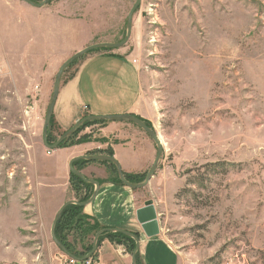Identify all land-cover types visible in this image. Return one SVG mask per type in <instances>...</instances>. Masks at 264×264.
<instances>
[{"label": "rangeland", "instance_id": "obj_1", "mask_svg": "<svg viewBox=\"0 0 264 264\" xmlns=\"http://www.w3.org/2000/svg\"><path fill=\"white\" fill-rule=\"evenodd\" d=\"M60 1L86 12L87 25L80 20L74 26L76 34L87 35L80 50L122 40L135 2L56 0L51 5ZM25 16L35 22L33 14ZM52 21L44 14L40 25ZM133 22L134 35L124 46L134 54L140 72L141 118L163 147L157 180L133 194L154 201L160 234L178 264H264V0H141ZM68 36L56 39V46H26L36 53L44 50L49 59L45 64L53 62L54 67L8 66V75L0 78V264H57L55 257L62 251L50 236V226L69 200L63 187L67 183L71 199L82 195L72 191L69 170L62 183L63 170L50 163L42 143L43 119L62 64L52 54L79 41L72 32ZM118 50L84 54L68 65L60 83L87 54ZM123 122L131 127L126 128V148L141 145L148 156L142 172L125 173L143 181L156 145L140 127ZM101 125L82 126L74 140L84 136L89 142L96 134L92 128ZM62 133L52 122L51 137ZM113 143L123 144L120 139ZM106 149L112 150L109 145ZM101 165L108 171L109 164ZM79 214L83 218L79 224L74 219V229L58 232L62 238L67 234L64 239L78 253L92 247L103 229L83 209ZM82 223H97L101 229L85 234ZM97 243L102 264H130L134 248L107 238Z\"/></svg>", "mask_w": 264, "mask_h": 264}, {"label": "crops", "instance_id": "obj_2", "mask_svg": "<svg viewBox=\"0 0 264 264\" xmlns=\"http://www.w3.org/2000/svg\"><path fill=\"white\" fill-rule=\"evenodd\" d=\"M54 2L56 0L37 8L21 0H0V63L6 64L10 68L14 66L23 70L40 68V66L54 67L53 62H49L50 65L45 64V61L48 62L49 59L42 55L44 50L36 53L30 49L27 50L26 46L29 44L30 48H42V44L46 42L56 46L59 44L55 45L56 39H59L61 35L69 38L68 35L71 32L74 38H78V43L61 53L54 52L52 55L56 57V61L64 62L72 52L82 48L81 45L85 43L87 35L84 34L81 37L76 34L78 26H74L76 23L79 25L80 20L83 21L82 24L87 25L86 12L71 10L70 6L65 7L66 1L51 5ZM48 11L50 12L45 13ZM28 14L35 16L34 23L30 24L28 16H25ZM44 14L53 20L49 25H40V18ZM71 21L75 22L72 27ZM132 35H134V22H132L130 37ZM64 38L62 37V39ZM7 48H12L13 51H9L10 49ZM133 55L126 53V46H123L115 52L89 53L80 60L72 75L59 85L52 115L57 130L64 132L80 118L91 114H134L142 117L144 112L141 102L140 72ZM125 123L123 121L107 122L98 128H92V133L96 132V134L90 137L89 142L51 150L47 158L54 167H60L63 170L62 183L65 184L68 175V162L73 157L97 154L99 150L106 149L108 145L111 146L122 171L140 172L141 164L148 160V156L145 151H142L141 145L139 149H135L134 146L126 148V128L131 129V127L126 126ZM86 131L81 134L87 133ZM102 137H105L106 140H98ZM115 139L122 140L123 144L113 143ZM133 142L136 146L135 138ZM80 172L93 179L105 180L108 177L104 166L94 162L84 165ZM155 180L157 177L153 176L150 183ZM63 190L64 198L67 197L69 200L73 198L67 183ZM132 191L134 190L123 184L105 181L99 185L94 200L83 207V212L93 217L103 228H119L136 232L139 238L137 251L139 264H178L176 253L160 234L157 213L158 234L148 237L143 232L136 219V210L143 205H136L144 196L133 194ZM143 200L146 201V198ZM152 203L156 209L153 200Z\"/></svg>", "mask_w": 264, "mask_h": 264}, {"label": "water", "instance_id": "obj_3", "mask_svg": "<svg viewBox=\"0 0 264 264\" xmlns=\"http://www.w3.org/2000/svg\"><path fill=\"white\" fill-rule=\"evenodd\" d=\"M25 2L26 4H29L34 7H42L46 5L47 3L54 1V0H41L40 2H35L33 0H21ZM141 3V0H135V2L132 4L131 8L129 9L127 16H126V30H125V35L122 40L118 42H99V43H94L91 45H88L84 47L83 49L75 52L71 56H69L62 64L60 65L55 78H54V83H53V89H52V94L49 100V104L47 106L45 116L43 119V128H42V143L43 145L48 149V150H56L59 147V144L61 142H64L70 138V136L75 132L76 129H78L81 125H83L85 122L88 121H127L131 122L138 127H140L142 130L146 132V134L153 140V142L156 145V154L153 159V162L151 166L149 167L148 171L146 172V175L143 179V181L139 183H131L128 180L125 179L124 173L122 171V168L120 166V163L118 160L113 156L109 154H103V153H97V154H85V155H78L73 157L69 162H68V170L71 174L75 175L76 177L80 178L82 181L85 183H90L94 186L93 192L91 196L85 200V201H77L75 199H70L65 201L57 210L51 226H50V236L53 240V242L56 244V246L66 255L70 257H74L72 253H70L65 246L57 239L55 235V226L58 220L61 217V214L63 210L71 204L80 206V207H85L88 204H90L94 198L97 195L98 189H99V183L91 178H87L82 172L74 168L73 163L79 161V160H85L88 162H108L112 165H114L118 178L120 182L126 186L129 189L133 190H138L141 188H144L145 186L148 185L152 177L154 176V173L156 172L158 162L162 156L163 153V147L162 144L154 130L149 128L138 116L134 114H114V115H85L82 118H80L77 122H75L70 128H68L66 131H64L54 143H49L47 138H48V133L50 130V120L53 115V108L54 104L57 99L58 95V90H59V85H60V79L61 75L64 72V70L70 65L73 61H75L77 58L83 56L84 54L93 51L95 49H107V48H121L123 47L128 39L131 36V31H132V22H133V16L136 11V9L139 7ZM136 219L138 223L140 224L143 232L145 233L146 236L151 237L156 234H158L159 229L157 225V218H156V212L152 203V200L148 199L144 201L143 206L138 208L136 210ZM106 232H117L121 233L127 237H130L134 240V249L131 253V264H136V254L138 251V246H139V238L134 232H130L127 230L119 229V228H103L100 231H98L93 239L92 242V247L91 250L85 254L84 258H87L91 256L93 253L96 251V246H97V241L98 238L102 233Z\"/></svg>", "mask_w": 264, "mask_h": 264}, {"label": "trees", "instance_id": "obj_4", "mask_svg": "<svg viewBox=\"0 0 264 264\" xmlns=\"http://www.w3.org/2000/svg\"><path fill=\"white\" fill-rule=\"evenodd\" d=\"M139 118L149 127L148 122L146 120L142 119L141 117H139ZM52 122H53V117H51L50 126H51ZM98 122H101L102 124H104L106 121H88V122H85L83 125H81L79 128H81L82 126H86L88 124H94V123H98ZM79 128L75 130V132L71 135V137L68 140L61 142L59 144V147H67V146H71L74 144L86 142L87 139L84 136L79 137L78 140H76V139L74 140V138L77 137V135L75 136V134L77 133V131H79ZM47 140L49 143H53L56 140V139H53L51 137L50 130L48 133ZM102 153H104V152H102ZM105 153L109 154V155H113V151L111 149H106ZM87 163H88V161L79 160V161L73 163V166L77 170H80ZM99 163L109 164L107 162H99ZM212 165L216 166L215 164H212ZM109 167H110L112 173L113 172L116 173V170L112 164H109ZM124 177L126 180H128L131 183H139V182H141L140 180H142V179H140L139 175H131V174L124 173ZM105 181L114 182L117 184H122L117 176L116 177L112 176L110 179H106V180H98V182L100 184L105 182ZM70 184L72 187V191L76 194V196H79L82 194L81 196L78 197V201H85L90 197L92 190H93V186L91 184L85 183L84 181H82L80 178L76 177L73 174H70ZM82 209H83V207H80V206H77L74 204L68 205L63 210L61 217L55 226V235H56L57 239L62 242V244L65 246V248L70 253L77 255V256H83V255L87 254L91 250V247L87 246L83 252H79V253L75 252L72 250V245L67 240H65L67 238V234H66V236L64 235V238H65L64 239V238H62L63 236L62 237L58 236V234H59L58 232H60V230H63V231L65 230L64 232L67 233L68 230L74 229L75 227L72 226L74 219L79 224L83 218V215L79 214L82 211ZM66 215H67V217L65 218V221L62 223V221L64 220V217ZM82 225H83L82 227H81V224L78 225V227H81L80 229L82 231H84L85 234H87L88 231H91V230L98 231L101 229L99 224H97V223H94L93 226H90L89 224L84 225L83 223H82ZM104 238H107L111 242H116L117 244L125 243V246H129L130 250H132L134 248V241L131 238H129V237H127L121 233H117V232L102 233L99 237V240L104 239ZM136 264H139L138 254H136Z\"/></svg>", "mask_w": 264, "mask_h": 264}, {"label": "built area", "instance_id": "obj_5", "mask_svg": "<svg viewBox=\"0 0 264 264\" xmlns=\"http://www.w3.org/2000/svg\"><path fill=\"white\" fill-rule=\"evenodd\" d=\"M0 66H1L0 67V78L2 76V78L4 79V76L8 75V67L7 65H4V66L0 65ZM2 67L5 68V71L2 69ZM0 87H1V84H0ZM46 153L47 155H49L51 153V150L47 149ZM122 251L124 252V250ZM98 253H99V250H96L95 253H93L91 256L84 258L85 255L77 256L73 254L74 257H70L64 254L63 252H59L56 255L55 259L57 261V264H102L98 257Z\"/></svg>", "mask_w": 264, "mask_h": 264}, {"label": "flooded vegetation", "instance_id": "obj_6", "mask_svg": "<svg viewBox=\"0 0 264 264\" xmlns=\"http://www.w3.org/2000/svg\"><path fill=\"white\" fill-rule=\"evenodd\" d=\"M56 140H57V139H56ZM56 140H55V141H56ZM55 141H54V142H55ZM105 150H106V149H104V150H99L98 153H102V152H104L103 154H106V153H105ZM113 156H114V154H113ZM107 163H108V162H107ZM100 164H103V163H100ZM109 164H110V163H109ZM113 166H114V165H113ZM114 168H115V167H114ZM80 170H81V169H80ZM80 170H79V171H80ZM107 170H108V171H107V173H108V177H107V179H110V178L112 177V175L110 174V173H111V171H110V170H111L110 167H108ZM115 170H116V169H115ZM109 172H110V173H109ZM116 173H117V172H116ZM123 173H125V172L123 171ZM87 178H89V177H87ZM91 179H93V178H91ZM94 180H96V181L98 182V180H100V179H94ZM105 180H106V179H105ZM98 183H99V182H98ZM88 184H90V183H88ZM91 185H92V184H91ZM99 185H100V183H99ZM92 186H93V185H92ZM93 188H94V186H93ZM92 192H93V190H92ZM91 194H92V193H91ZM90 196H91V195H90ZM143 203H144V202H143ZM134 233L138 236V234H137L136 232H134ZM129 238H130V237H129ZM131 239H132V238H131ZM132 240H133V239H132ZM133 241H134V240H133Z\"/></svg>", "mask_w": 264, "mask_h": 264}]
</instances>
